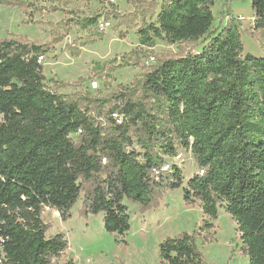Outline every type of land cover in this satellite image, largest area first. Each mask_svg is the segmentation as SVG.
Masks as SVG:
<instances>
[{
	"label": "trees",
	"instance_id": "obj_1",
	"mask_svg": "<svg viewBox=\"0 0 264 264\" xmlns=\"http://www.w3.org/2000/svg\"><path fill=\"white\" fill-rule=\"evenodd\" d=\"M216 1L127 0L133 10L121 14L108 0L110 11L70 18L97 40L106 31L99 25L112 19L117 28L134 29L142 48L157 40L200 47L160 60L131 87L104 98L46 85L39 58L62 42L55 32L43 44L0 39V264H55L65 253L64 235H47L45 209L64 222L81 200L82 212L102 214L104 230L125 244L131 228L125 201L145 213L180 188L184 203L198 205L205 219L198 231L162 241L160 264H205L196 241L211 235L220 209L236 224L248 264H264V57L244 55L229 0L214 26ZM249 1L252 34L264 37V0ZM0 5L24 9L30 21L45 9L24 0ZM67 49L80 56L76 46ZM115 63L96 66L99 77L129 65L124 57ZM177 146L198 168L185 187L176 165L164 170Z\"/></svg>",
	"mask_w": 264,
	"mask_h": 264
},
{
	"label": "rangeland",
	"instance_id": "obj_2",
	"mask_svg": "<svg viewBox=\"0 0 264 264\" xmlns=\"http://www.w3.org/2000/svg\"><path fill=\"white\" fill-rule=\"evenodd\" d=\"M24 1L45 9L40 13H33V21H30L24 9L0 5V39L12 35L43 44L51 39L53 32L62 37V42L45 55L42 61L46 85L61 94H89L91 97L104 98L121 86L131 87L160 60L174 54L183 55L190 50H200L199 46L192 44L172 45L158 40L153 48H142L134 29L126 31L123 27L117 28L112 19L106 26L102 39L97 40L98 35L93 32L88 34L69 21L70 18L75 20L112 10L107 5L108 0ZM110 1L121 14H128L133 10L127 0ZM223 4L224 0H217L212 8L215 27L221 20ZM53 7L62 12L50 11ZM228 9L239 21L244 55L249 53L264 57V37H254L252 34L253 12L250 1L229 0ZM64 21L67 22L65 26H55ZM124 34L125 37L122 38ZM67 46H76L80 56H72ZM123 57L129 65L122 64ZM113 60H116L115 66H122L111 75L110 72H105L100 78L102 73L95 67L109 64ZM94 83L96 86H93ZM177 150L178 158L166 160L168 166L176 165L183 172L182 186L185 187L186 182L198 173V168L189 151L179 146ZM125 204L131 223L130 231L124 235L125 244H117L114 236L104 230L102 214L85 215L81 200L72 208L70 219L64 222L58 213L45 209L42 219L50 226L47 235L63 234L68 244L65 253L55 264H160L159 244L167 238L198 231L205 219L198 205L189 206L184 203L182 188L167 191L158 208L145 213H141L136 204L127 201ZM212 224L211 235L206 240L198 237L196 241L203 262L248 264L247 256L240 250L239 232L231 217L220 209L217 220Z\"/></svg>",
	"mask_w": 264,
	"mask_h": 264
},
{
	"label": "built area",
	"instance_id": "obj_3",
	"mask_svg": "<svg viewBox=\"0 0 264 264\" xmlns=\"http://www.w3.org/2000/svg\"><path fill=\"white\" fill-rule=\"evenodd\" d=\"M107 25H109V24H106V25L100 24L99 27H100L101 29H105V30H106V26H107ZM150 60H151V61H154L153 58H151ZM39 61L42 62V61H43V58H42V57L39 58ZM93 86H96V83H94ZM113 117L116 118V119H118V122H121V120H122V118H123V116H122L121 114H114ZM178 157H179V156L177 155L175 158H178ZM169 167H170V166H168V164H166V166H164V170H167ZM199 173L202 174L203 171L200 170Z\"/></svg>",
	"mask_w": 264,
	"mask_h": 264
}]
</instances>
